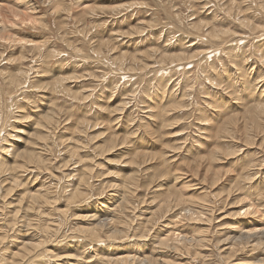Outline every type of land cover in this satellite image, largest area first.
<instances>
[{
	"label": "rangeland",
	"instance_id": "rangeland-1",
	"mask_svg": "<svg viewBox=\"0 0 264 264\" xmlns=\"http://www.w3.org/2000/svg\"><path fill=\"white\" fill-rule=\"evenodd\" d=\"M58 3L0 0V34L12 36L0 40V178L4 190L19 179L0 197V264L21 242L35 250L20 264H263L262 246L228 249L264 228V0ZM34 191L51 203L25 213ZM96 211L123 234L88 236ZM174 232L208 243L155 244Z\"/></svg>",
	"mask_w": 264,
	"mask_h": 264
},
{
	"label": "bare ground",
	"instance_id": "bare-ground-1",
	"mask_svg": "<svg viewBox=\"0 0 264 264\" xmlns=\"http://www.w3.org/2000/svg\"><path fill=\"white\" fill-rule=\"evenodd\" d=\"M52 1V5H53V7L55 8L56 7V5L58 4L59 5V0H51ZM61 4V3H60ZM61 6V5H60ZM58 8H59V6H58ZM16 18H19L18 16H16ZM21 22L22 23H33L32 22V19L30 18V19H24V20H21ZM259 29V28H258ZM7 30L4 28V27H2L1 28V34H0V40H7V39H11L12 38V36L11 35H9V34H7V32H6ZM210 35H212V34H210ZM224 35V34H223ZM229 35V34H228ZM240 35V34H239ZM214 36V35H213ZM8 37V38H7ZM248 37V36H247ZM215 38H216V36H215ZM27 42V41H26ZM30 42V41H29ZM28 42V43H29ZM27 43V44H28ZM32 43V42H31ZM31 43H30V45H31ZM33 44V43H32ZM34 45V44H33ZM35 45H36V43H35ZM199 54V53H198ZM166 57V56H165ZM170 57V56H169ZM171 58H178V60L179 61H181L182 59H184V57L183 56H171ZM185 60V59H184ZM173 61H175V60H173ZM260 72V71H259ZM89 98V97H88ZM52 117V116H51ZM51 117H47V118H45V120H46V122L47 123H51ZM44 123V122H43ZM49 125V124H48ZM48 125L46 126V127H48ZM234 130V129H233ZM235 133V132H234ZM233 133V134H234ZM228 134V133H227ZM226 133H225V135H227ZM227 136H229V135H227ZM226 136V137H227ZM234 139H235V137H234ZM249 141V140H248ZM247 141V142H248ZM249 142H251V141H249ZM28 151H30V150H28ZM221 152V151H220ZM21 154V153H20ZM40 153H38V155H39ZM37 155V153L36 154H33V155H31L30 154V152H25V153H22L21 155H20V159L21 158H24V160L26 161V162H28V165H36L37 163L40 165V162L42 163V161L39 159V156ZM41 155V154H40ZM215 157V156H214ZM25 161H23L24 162V164L26 163ZM38 165V166H39ZM25 167V166H24ZM19 168V167H18ZM207 168H208V166H207ZM16 169V168H15ZM201 168L199 167L198 168V172H199V170H200ZM4 169H1L0 170V176H1V174L2 175H4V171H3ZM18 170V169H17ZM90 173V172H89ZM207 173V172H206ZM88 174V173H87ZM87 176V175H86ZM86 176H84L83 177V179L80 181V184H79V186L76 188V191L71 195L72 197H71V200H75L76 198H79V197H81V195H82V186L84 187V185H86V187H87V185H88V182H89V180L86 178ZM210 176H211V174H210ZM18 177V176H17ZM213 177V176H212ZM217 178L219 177L218 176V174H217V176H216ZM16 180H19L18 178L16 179ZM16 180H14L13 182H12V185H11V187H9V189H6V190H4L5 189V187H4V185L2 184L3 183V181H1V178H0V197H3V198H5V197H7V195L9 196V195H11L12 193H13V191H14V188L18 185V183L16 182ZM220 180V179H219ZM127 186H129V183L128 184H126ZM125 185V186H126ZM130 187H131V184H130ZM129 188V187H128ZM16 189H18V188H16ZM15 189V190H16ZM4 193H6L4 196H3V194ZM117 193V194H116ZM115 194H113L114 196H113V198H115L116 199V201H115V203L116 202H120L119 204H120V206H117V208H116V210L118 209L120 212H124V214L126 215V210H129V209H127V206L131 203H129L128 201L130 200L129 199V197H128V195L126 194V195H122V193H120V192H116ZM69 196H70V194H69ZM27 199L29 198L30 199V204L26 207V209H24V211H25V213H31V211L32 210H37V205L38 204H41V203H51V201H49V198H48V196H47V198L45 197V195H42L41 193H39V192H36V191H34V192H32V193H30V194H28L27 196ZM55 199V198H54ZM114 199V200H115ZM171 199V198H170ZM169 199V200H170ZM179 199V198H178ZM44 200V201H43ZM190 200V199H189ZM53 201V200H52ZM179 201H180V199H179ZM181 202V201H180ZM204 202V201H203ZM207 202V201H206ZM114 203V204H115ZM182 204H183V202H181ZM21 204V203H20ZM54 204V203H53ZM113 204V205H114ZM181 204V205H182ZM27 205V204H26ZM177 205H179V203L177 204ZM21 206V205H20ZM130 206V205H129ZM160 206V205H159ZM184 206V205H183ZM197 206V205H196ZM206 206V205H205ZM204 206V207H205ZM211 206V205H210ZM209 206V207H210ZM254 206V205H253ZM22 207V206H21ZM163 207V206H162ZM192 207V206H191ZM202 207V206H201ZM108 208V207H107ZM195 208H197V207H195ZM216 208V207H215ZM159 209V208H158ZM175 209V208H174ZM177 209H178V207H177ZM190 209V208H189ZM188 209V214H190L191 215V217H195L196 216V218L194 219V221H196V219H197V221L199 220V221H202V218L206 215V214H204V212H202L200 209H202V208H200L199 210L200 211H198V210H193V208H191L190 210ZM203 209H205V208H203ZM202 209V210H203ZM214 209V208H213ZM19 210V209H18ZM118 210H117V215H118ZM179 210H180V208H179ZM206 210V209H205ZM204 210V211H205ZM208 210V209H207ZM247 211L249 210V209H246ZM114 210H112V212H113ZM185 211V210H184ZM21 212V211H20ZM102 212V213H101ZM110 212V211H109ZM129 212V211H128ZM245 213V212H244ZM123 214V213H122ZM120 215V214H119ZM241 215V214H240ZM15 216V215H14ZM120 216H122V215H120ZM180 217H181V215H180ZM179 217V218H180ZM242 217V216H241ZM87 218H89V220H91V222H94L93 223V225H92V227H89V229H85V232L86 233H88V236L90 235V237H92L93 239H99V240H97L98 242L100 241V242H103V234L104 235H106L107 237H105V238H107V241H112V240H115L114 238L115 237H117L118 236V234L120 235V234H123V231L121 230V228L122 227H120V226H118V225H120L121 223H118V221H119V219L120 218H117V216L115 217H111V213L109 214L107 211H105L104 213H103V211H96V213L95 214H93V215H90L89 217L87 216ZM124 218L126 219V221H124V222H127L128 221V217L127 216H124ZM182 218H183V216H182ZM123 219V218H122ZM185 219H186V217H185ZM212 219V218H211ZM211 219H208V222H211L212 220ZM130 220V219H129ZM193 220V219H192ZM8 221V220H7ZM30 222V221H29ZM128 223H129V221H128ZM199 223V222H198ZM201 223V222H200ZM212 223V222H211ZM252 223V222H251ZM123 224H125V223H123ZM127 224V223H126ZM125 224V225H126ZM203 225V224H202ZM255 225V224H254ZM30 226V225H29ZM127 226V225H126ZM245 226V225H244ZM253 226V225H252ZM125 227V226H124ZM123 227V228H124ZM248 227V226H247ZM250 227H251V225H250ZM122 228V229H123ZM2 228H0V230H1ZM124 230V229H123ZM150 231V230H149ZM205 231H207V230H205ZM1 233H3V231H1ZM151 233V232H150ZM81 234V233H80ZM211 234V233H210ZM1 235V234H0ZM26 235V234H25ZM204 235V234H203ZM202 235V236H203ZM121 236V235H120ZM143 236V235H142ZM202 236H197V237H191V238H187L186 236H181V235H179V234H175V232L174 233H171V234H168V235H166V236H164V238H163V236H162V238H160V239H158L157 240V242H155V244H157L159 247L160 246H163V248H165V247H172V249L175 247V250L177 249V247L179 246V243H181L182 244V246L184 245V247H191V246H196V248H202V247H206V245H207V243H208V240H206V237L204 238V237H202ZM237 236V235H236ZM128 237V236H127ZM208 237V236H207ZM142 238H146V237H142ZM230 239V238H229ZM233 239V238H232ZM91 240V239H90ZM211 240V239H210ZM109 241V242H110ZM2 242V239H0V243ZM29 242V241H28ZM233 242V243H232ZM232 243V244H231ZM231 243H229L231 246L229 247V249L228 250H230V253H235V251L237 250L236 248L237 247H239V246H248V245H251V246H253V247H260V246H262V247H264V228H258V227H255V228H253V229H247V231H244V229L242 230V232L240 231V233H239V236H237L234 240H232L231 241ZM21 244H22V247H21V249L19 250V252L18 253H15L14 254V258H12L14 261H12V263L13 264H20L22 261H24V259H28V256L29 255H31V253H34V252H32V250L34 251L35 250V248H31V247H34L33 246V244H31V242L30 243H26V242H21ZM218 244V243H217ZM39 244H36V246L37 247H39L38 246ZM156 246V245H155ZM155 246H153L152 248H155ZM161 248V247H160ZM32 249V250H31ZM188 249V248H187ZM156 250V249H155ZM171 250V249H170ZM190 249H188V251H189ZM158 251H160V250H158ZM162 251V250H161ZM155 252V251H154ZM186 252H187V250H186ZM159 253V252H158ZM239 253V252H238ZM194 255V254H193ZM196 255V254H195ZM197 256V255H196ZM195 256V257H196ZM145 257V256H144ZM142 258V257H139V256H137L136 257V255L135 256H131V255H127V256H119V257H115V258H107L105 261H106V263L107 264H131V263H134V264H175V263H172V262H169V261H159L160 260V258H159V260H156V258L155 259H152V258H149V257H145V258ZM158 259V258H157ZM259 262H263V264H264V261H259ZM10 263V262H9ZM30 264V263H29Z\"/></svg>",
	"mask_w": 264,
	"mask_h": 264
}]
</instances>
